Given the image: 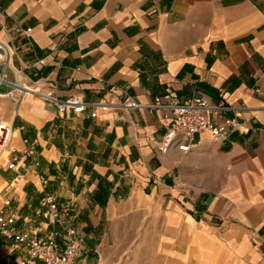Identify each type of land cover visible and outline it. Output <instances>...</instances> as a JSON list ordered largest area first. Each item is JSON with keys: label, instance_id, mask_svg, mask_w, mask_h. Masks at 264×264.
<instances>
[{"label": "crops", "instance_id": "obj_1", "mask_svg": "<svg viewBox=\"0 0 264 264\" xmlns=\"http://www.w3.org/2000/svg\"><path fill=\"white\" fill-rule=\"evenodd\" d=\"M0 38L43 93L99 105L92 117L0 99L11 148L36 141L40 161L39 173L0 167V209L20 231L82 237L72 264H264V0H0ZM221 91L241 129L202 131L188 153L160 150L168 110L120 106ZM46 193L71 205L63 225ZM25 259L0 236V264Z\"/></svg>", "mask_w": 264, "mask_h": 264}, {"label": "built area", "instance_id": "obj_2", "mask_svg": "<svg viewBox=\"0 0 264 264\" xmlns=\"http://www.w3.org/2000/svg\"><path fill=\"white\" fill-rule=\"evenodd\" d=\"M31 31V27L16 30L21 35H27ZM13 56V48L0 38V65H2L0 68V99L11 98L18 106L26 95H37L52 102L60 112L72 109L75 113L81 114L88 106H91L90 115L97 117L98 104L87 103L77 95L57 98L33 86L21 69L12 67ZM2 87L6 90L2 91ZM255 93L264 94L260 88H256ZM220 96L221 100L218 102H213L200 95L190 97L183 102H175L170 94H166L163 97H156L148 104L131 99L120 106L128 110H168L171 113V119L160 150L188 153L199 145L197 134L202 131H209L215 139L224 141L232 132L241 129L239 119L228 115L235 108L227 103L223 91L220 92ZM15 115H18L17 108ZM15 131L13 123L0 114V154L8 151L6 157L0 158L2 159L1 166L19 173L21 168L39 173L40 161L36 151V141L23 139L24 147L21 151L11 148ZM40 178L42 182H46L44 176L40 175ZM42 201L49 218L54 223L63 225L71 214V205H60L50 193H46ZM0 236L10 241L14 248H26L27 259L23 261V264L31 262L33 264H72L83 243V238L71 231L63 244L58 241L56 232L39 238L29 232L20 231L16 224L15 213H8L5 208L0 209Z\"/></svg>", "mask_w": 264, "mask_h": 264}, {"label": "rangeland", "instance_id": "obj_3", "mask_svg": "<svg viewBox=\"0 0 264 264\" xmlns=\"http://www.w3.org/2000/svg\"><path fill=\"white\" fill-rule=\"evenodd\" d=\"M2 91L6 90L5 87H2L1 88ZM1 163H2V159H0V167H1ZM3 203V197H2V193H0V206L2 205Z\"/></svg>", "mask_w": 264, "mask_h": 264}, {"label": "bare ground", "instance_id": "obj_4", "mask_svg": "<svg viewBox=\"0 0 264 264\" xmlns=\"http://www.w3.org/2000/svg\"><path fill=\"white\" fill-rule=\"evenodd\" d=\"M8 154V151H4L3 153L0 154V158L6 157Z\"/></svg>", "mask_w": 264, "mask_h": 264}]
</instances>
